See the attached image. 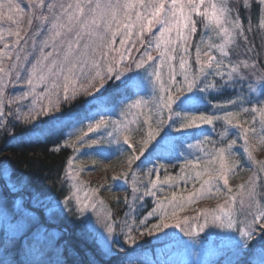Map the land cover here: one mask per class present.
Wrapping results in <instances>:
<instances>
[{"label":"snow or ice","instance_id":"obj_1","mask_svg":"<svg viewBox=\"0 0 264 264\" xmlns=\"http://www.w3.org/2000/svg\"><path fill=\"white\" fill-rule=\"evenodd\" d=\"M252 3L258 5L256 21ZM262 49L264 0H27V8L20 0H0V132L12 139L18 126L41 135L60 132L63 144L57 143L55 152L61 147L77 154L94 149L98 156L112 148L127 152L122 177L131 191L118 215L99 196L103 185L91 188L80 180L85 169L75 166L77 156L66 161L70 195L62 202L34 194L26 206L15 196L23 182L10 185L12 207L0 198L5 226L0 264H70L69 257L79 255L39 223L34 209L41 204L46 218L71 213L101 256L123 254L124 264H169L135 258L140 238L154 237L163 248L170 242L204 247L208 229L218 230L214 243L223 264H264V160L255 156L264 150ZM110 82L115 98L104 95ZM226 92L232 95L209 99ZM79 98L86 115L80 109L64 112ZM205 104L213 111H204ZM44 123L52 127L42 129ZM217 124V140L204 135L195 144L186 141L188 133L204 125L216 131ZM193 148L201 154L193 157ZM241 155L252 165L251 174L232 185L244 170ZM181 157V174L173 176L169 163L161 161ZM138 171H144L146 182L138 183ZM181 182L191 183L194 191L178 193L174 189ZM149 198L152 204L142 212ZM205 198L221 202L195 216H179ZM170 228L187 241L166 231ZM17 241L20 260L12 252ZM85 255L89 259L71 264H98Z\"/></svg>","mask_w":264,"mask_h":264},{"label":"trees","instance_id":"obj_2","mask_svg":"<svg viewBox=\"0 0 264 264\" xmlns=\"http://www.w3.org/2000/svg\"><path fill=\"white\" fill-rule=\"evenodd\" d=\"M240 15L247 21L248 13L243 8L240 9ZM251 16L254 21L258 19V5L256 3H252ZM199 31L194 38V43L199 41ZM254 42L259 44V38H255ZM261 59H264V49L261 50ZM105 88L104 95L115 98L116 90L112 88L111 82ZM84 103V98H79L71 106H65L64 112H74L80 109L81 115H86L88 110L81 108V105ZM40 127L47 130L52 125L44 123ZM185 139L189 142L192 139L191 134L188 133ZM57 143L63 144L60 132L54 135L47 133L41 135L39 131L32 128L18 126L16 128L15 139L10 138L4 133H0V172L2 174V178L0 177V198H6L9 208L12 207L14 200L13 194L9 191V186L14 183L19 185L21 181L25 187L23 191L15 194L17 197L23 195L30 198L34 194H39L41 199L47 198L51 201L62 202L66 196L70 195L69 182L65 180L64 170L67 167V159L74 156V152L71 148L63 147H61L59 152L53 151ZM2 169H7L8 174L5 175ZM70 206L74 208V202ZM44 207L45 204L37 207L41 215V222L39 223L46 226L50 232L53 230L58 231L59 233L57 234L61 236V239L68 241L79 252L78 256L69 257L70 264L72 261L78 262L89 259V256L85 255L86 252L94 256L98 264H124L125 256L123 254H117L111 259L101 256L95 244L82 233L81 226L74 221L71 213L62 212L60 216L57 215L60 217L59 220L52 222L49 218L45 217ZM214 230L217 232L216 229ZM4 231L5 226L3 222H0V236H2ZM211 234L215 235V233ZM257 244H259V241ZM157 245L160 246L161 253L165 258L173 256V254L180 252L182 249L181 245L177 243H172L167 248H163L160 244L150 245L149 247L148 244H143L133 256L140 260L141 258H150L151 255L158 254ZM12 252L17 260L22 259L23 253L19 241L16 242Z\"/></svg>","mask_w":264,"mask_h":264},{"label":"rangeland","instance_id":"obj_3","mask_svg":"<svg viewBox=\"0 0 264 264\" xmlns=\"http://www.w3.org/2000/svg\"><path fill=\"white\" fill-rule=\"evenodd\" d=\"M22 3V6L27 8V0H20ZM155 55V53H153ZM194 56V54H193ZM239 90V89H237ZM232 95L231 92H226L223 95L217 96L213 94L211 97H209L210 100H223L226 99L228 96ZM204 111L211 112L213 109H211L209 104H205L202 106ZM113 118H116V115H113ZM83 131H87V123H85L83 126ZM220 130L219 124L216 126V131H213V126L211 125H204L202 126V129L199 131H193L190 132L191 134V140L190 143L195 144L197 140L203 139L204 135H207L213 140H217L218 136L217 133ZM103 130H101V133H89V137H94L97 135L102 134ZM237 130H233V135H235ZM2 133V132H0ZM136 139H140V135H136ZM193 157L195 155L201 154L198 149L193 148L192 150ZM236 151L240 152V143L236 146ZM74 156H77V160L74 162L75 166L83 167L85 171L81 172L80 174V180L85 182V184L88 187L96 188L101 185L103 187L100 189L99 196L104 199L105 203L114 210L118 215H120L125 209L123 201L125 197L131 196L130 191V183L126 182L125 179L122 177V173L128 171V165L126 163L127 160V152H124L121 154L120 152L115 151L114 148L109 149L103 156H98L95 154L94 149H88V148H82L80 150V153H74ZM255 156L258 160H264V150L257 151L255 153ZM241 163L243 165L244 170H241L238 172V174L230 180V183L232 185H238L244 181L247 180L248 176L251 174L247 169L251 168L252 165L249 164L242 155L240 157ZM96 160V163L93 164L92 161ZM165 163H169L168 171L173 176L180 175V166L183 164V158H173L170 161H161ZM135 169V166H133ZM113 176L121 177L117 180H113ZM163 176V171H161V177ZM154 178V177H153ZM131 180V175L129 176V181ZM139 182H146V177L144 174V171H138V183ZM109 186H111L112 190L109 191ZM0 187H1V181H0ZM165 191L168 192V188L165 185ZM187 189V191H183V195L187 196L189 192L194 191L192 184L189 183L188 185H184L182 182L180 183V186L174 190H176L178 193L181 192L183 189ZM196 188H199V184H196ZM24 198V203L26 202V206L29 205V198L25 196H21ZM119 200L120 203L117 204L116 200ZM221 201L217 199H202L198 200L193 204L187 205L185 208V211L180 212L179 216L182 218L183 216H195L197 211L201 208H214L217 203ZM152 204V199L149 198L148 202L145 204L144 209L141 211H146ZM34 211L38 213L39 216V222H41V215L38 212V208H35ZM62 213V212H60ZM60 213L56 214V216H52L50 221L56 222L59 220ZM58 215V216H57ZM86 215L90 216L93 220H95V217L92 215L91 211H89ZM152 222H155V218L152 219ZM53 226V225H50ZM55 233H59L58 231L53 230ZM168 232H174L177 236L181 237L182 240L187 241L186 237H183L182 234L179 232L178 229L170 228L167 229ZM218 231V230H217ZM211 233H216L214 229H208L205 234H202V236L207 235L209 243L206 244L204 247H200L199 245H190L188 248H185L181 245V251L176 252L171 257H164L161 253V248L159 245L156 246L158 254L151 255L150 258L144 259L141 258L142 261H168L169 264H223V257H221L217 251H216V236ZM122 240V238H121ZM140 246H143V244H148V247L150 245H156L160 244L154 237H143L139 239ZM175 243L170 242L168 245ZM218 243V242H217Z\"/></svg>","mask_w":264,"mask_h":264},{"label":"water","instance_id":"obj_4","mask_svg":"<svg viewBox=\"0 0 264 264\" xmlns=\"http://www.w3.org/2000/svg\"><path fill=\"white\" fill-rule=\"evenodd\" d=\"M0 177L2 178V174H1V172H0Z\"/></svg>","mask_w":264,"mask_h":264}]
</instances>
